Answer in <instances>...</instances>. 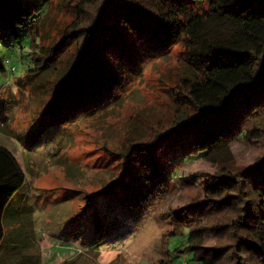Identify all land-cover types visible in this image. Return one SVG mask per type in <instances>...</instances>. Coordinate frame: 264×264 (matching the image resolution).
<instances>
[{
	"label": "trees",
	"instance_id": "1",
	"mask_svg": "<svg viewBox=\"0 0 264 264\" xmlns=\"http://www.w3.org/2000/svg\"><path fill=\"white\" fill-rule=\"evenodd\" d=\"M52 1L0 0V40L28 48L27 83L42 105L33 128L15 134L0 126L2 133L36 149L47 128L94 115L147 56L181 44L193 76L182 80L177 94L190 112L154 138L131 140L126 166L137 158L143 173L156 178L164 171L157 158L187 135L192 145L178 163L191 157L229 163L235 139L264 141V0H64L76 16L57 42L44 44L38 24ZM202 3L208 7L197 10ZM231 168L211 176L204 199L171 211L174 222L190 229L187 248L198 264H264V155L247 170ZM25 184L17 156L0 145V245L4 212ZM96 194L86 199L101 242L108 233L93 203ZM212 217L228 218L205 225ZM225 229L228 244L207 246L211 236L227 239Z\"/></svg>",
	"mask_w": 264,
	"mask_h": 264
},
{
	"label": "rangeland",
	"instance_id": "2",
	"mask_svg": "<svg viewBox=\"0 0 264 264\" xmlns=\"http://www.w3.org/2000/svg\"><path fill=\"white\" fill-rule=\"evenodd\" d=\"M64 3L53 0L39 19L44 44L57 42L76 16ZM195 7L201 11L208 4ZM9 45L10 40H0V64L5 68L0 73V126L19 134L37 124L42 105L27 83L28 48ZM183 51L176 44L165 54L147 56L139 72L104 108L47 128L36 149L0 129V145L15 153L26 172V185L9 207L15 218L13 224L5 222L0 264H198L187 248L190 229L174 222L171 211L204 199L211 176L224 167H253L264 155V141L235 139L229 163L203 157L178 163L192 145L187 135L157 158L164 171L156 178L143 173L137 158L126 166L124 155L131 140L154 138L190 112L177 94L182 80L193 76ZM100 192L115 194L108 198L96 194ZM91 194H96L93 203L101 210L108 233L101 242L92 206L87 205ZM23 216L22 222L32 221L31 229L23 227ZM227 218L212 217L204 224L224 223ZM229 234L223 230L221 236L227 239L221 241L211 236L207 246L228 244ZM21 235L28 238L18 239Z\"/></svg>",
	"mask_w": 264,
	"mask_h": 264
},
{
	"label": "crops",
	"instance_id": "3",
	"mask_svg": "<svg viewBox=\"0 0 264 264\" xmlns=\"http://www.w3.org/2000/svg\"><path fill=\"white\" fill-rule=\"evenodd\" d=\"M14 153V152H13ZM15 154V153H14ZM26 185V184H25ZM25 185H24V187H25ZM23 189V187L14 195V197H13V199L11 200V202L9 203V205L7 206V208H6V210H5V212H4V218H3V222H4V227H5V222H6V224H13L11 221L15 218L14 217V210L13 211H9V207H10V205L13 203V201H14V199H15V196H17V195H19V193H20V191ZM22 202H23V200H22ZM23 205H24V203H23ZM23 218H24V216L22 217V219H20L21 220V223L23 224V227L25 228V229H27V228H29V229H31V227H30V225H31V223H32V221L31 220H29V221H31V223H26V222H22L23 221ZM8 221H10V222H8ZM27 226V227H26ZM24 230V229H23ZM28 230V229H27ZM20 231H21V229H20ZM16 233H18V230L14 233L15 235H16ZM5 236H6V228H5ZM23 237V238H22ZM18 238V237H17ZM28 238V236H25V235H21V238H18V239H27ZM63 263V262H62ZM61 263V264H62Z\"/></svg>",
	"mask_w": 264,
	"mask_h": 264
},
{
	"label": "built area",
	"instance_id": "4",
	"mask_svg": "<svg viewBox=\"0 0 264 264\" xmlns=\"http://www.w3.org/2000/svg\"><path fill=\"white\" fill-rule=\"evenodd\" d=\"M182 264H186V262L182 263Z\"/></svg>",
	"mask_w": 264,
	"mask_h": 264
}]
</instances>
